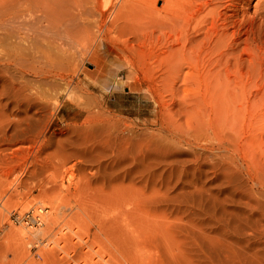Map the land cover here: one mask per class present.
Listing matches in <instances>:
<instances>
[{"label": "rangeland", "instance_id": "rangeland-1", "mask_svg": "<svg viewBox=\"0 0 264 264\" xmlns=\"http://www.w3.org/2000/svg\"><path fill=\"white\" fill-rule=\"evenodd\" d=\"M102 1L0 0V264H264V0L186 85L185 0Z\"/></svg>", "mask_w": 264, "mask_h": 264}, {"label": "bare ground", "instance_id": "bare-ground-1", "mask_svg": "<svg viewBox=\"0 0 264 264\" xmlns=\"http://www.w3.org/2000/svg\"><path fill=\"white\" fill-rule=\"evenodd\" d=\"M103 1H102L103 5L101 4L102 7H106V6L110 5V0H103ZM222 1H225V0H185L186 4H184V6L186 5V7H185L186 9H185L184 13L180 14V17H179L180 18L179 19V21H180V29H179V31L175 30L174 24L176 25V23L172 22L173 23L172 27L174 28V30H173L174 33H172L173 35H171L170 44L168 42L169 40L167 41L168 45L166 43L167 51H165V52H167V56H168L167 57V60H168V63H167V72L168 73L167 74L175 83L182 82L185 85L186 84H192V83H199L200 76H194L192 73L191 74L188 73V75H185V76L182 77L183 66L184 65L187 66V67H193L194 66V64L200 58L203 50L204 49H208L207 48V42L205 43V41H208V43H210V45L212 44V42H214L213 39L215 41L219 40V39H221L222 41H225L226 38L222 39V37L225 34V32L227 31V29H225L226 26H227L226 22L229 21L230 18L228 20L227 16L224 15V14H228V12L227 13L225 12V10L229 8V6L227 7L226 4L225 5H226L227 8L226 9L223 8V9H225L224 10L225 13L223 14V17L222 18L221 17L217 18V16H221L222 15L219 12L220 10H218V12H217V9H218L219 6H221L220 3ZM224 3L228 4V2H224ZM229 3H230V6L234 7L235 2H234V5L233 4L231 5L230 1H229ZM216 5H218V6L216 7ZM222 6H224V5H222ZM182 12H183V9H182ZM261 13H264V12H261ZM187 14H189L190 16L187 15ZM234 15H236V14H234ZM187 16H188V18H187V21L185 23V21H184L185 19L183 20V18H186ZM232 17H234V16H232ZM219 21H222V22H219ZM244 21H245V24H247V22L249 23V21L251 22V20H249V21L248 20L247 21L244 20ZM233 22H231V23H233ZM240 22L238 21V23H240ZM219 23H222V24H219ZM236 23L234 22L233 24H236ZM242 23L244 24V22H242ZM227 24H228V22H227ZM243 24H240L239 27L241 28V25L243 26ZM222 25H224V27L221 29ZM235 27H237V25H235ZM235 27H233V28H235ZM239 27H237V28H239ZM262 27H264V26H262ZM219 29H221V30H223L225 32L222 31L223 33H220ZM221 34H223V35H221ZM236 35L238 36V33H236ZM220 36H221V38H218ZM231 38H235V37L231 36ZM221 40H219V42L216 41L217 44L215 42V45L213 43V45H214L213 48L215 49V51H216V48L219 45H222V44H223V46L225 44L224 48H227L226 51H229V50H232V49L234 51L233 45L236 44L234 40H232L234 42L233 44H232L231 41H229V43L230 42L231 43L230 44L228 43V45H226V43L222 42ZM213 48L212 49L210 48L211 50L209 49L210 52L212 50L214 51ZM214 52L213 53L211 52V54H214ZM216 52H219V51H216ZM219 53H220V54H218L219 57L221 59H223V60L225 59V61H226V58H223L225 53L224 54L221 53V52H219ZM227 55H225V56L227 57ZM229 61L230 60L226 61V63L227 62L229 63ZM211 64H213V63H211ZM211 70H213V69H211ZM191 102H193V101H191ZM197 102H196V105H197Z\"/></svg>", "mask_w": 264, "mask_h": 264}]
</instances>
